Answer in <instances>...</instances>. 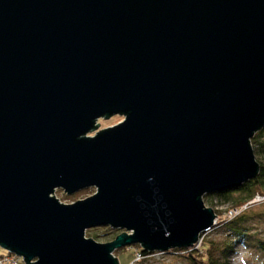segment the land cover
<instances>
[{
	"label": "water",
	"instance_id": "95a60500",
	"mask_svg": "<svg viewBox=\"0 0 264 264\" xmlns=\"http://www.w3.org/2000/svg\"><path fill=\"white\" fill-rule=\"evenodd\" d=\"M263 128L264 0H0V248L25 264L192 249Z\"/></svg>",
	"mask_w": 264,
	"mask_h": 264
},
{
	"label": "rangeland",
	"instance_id": "374dc122",
	"mask_svg": "<svg viewBox=\"0 0 264 264\" xmlns=\"http://www.w3.org/2000/svg\"><path fill=\"white\" fill-rule=\"evenodd\" d=\"M124 121V117L121 116H113L109 119L101 118L96 122V129L93 131L89 137L95 136L100 131L106 130L108 128L117 126L118 124ZM264 141V140H263ZM255 158L263 159L264 158V147ZM95 194L94 189H88L85 191H81L73 196H67L63 191L57 190L54 193V197L63 205H72L78 201H83ZM231 198L228 202H219L218 200L214 199H205V206L207 208L213 209L215 212L217 219L215 221V225L213 228L201 235V239L198 242L199 246L201 240L203 241H213L214 243H221L225 241L227 238V228L225 226L217 225V220L220 218L219 222L221 224L227 223L228 212L231 210L230 204L232 202ZM247 222H245V228L247 230L248 236L251 237L249 244L243 245L238 244L235 248L233 255L229 260V264H264V256L258 249V242H264V204H255L249 210ZM217 212V213H216ZM219 216V217H218ZM108 227L104 228H96L86 231V238L92 239L99 244H105L111 242L114 234H121V231H114ZM111 233V234H110ZM116 234V235H117ZM252 244V245H251ZM198 246V247H199ZM197 248H192L198 250ZM6 253L5 251L0 248V256H4ZM114 256L118 259L119 264H130L133 262L134 259V249L133 248H124L122 250L117 251ZM142 264H189L188 261L183 259L182 257L176 255H162L157 254L153 255L150 258L143 261Z\"/></svg>",
	"mask_w": 264,
	"mask_h": 264
},
{
	"label": "trees",
	"instance_id": "16d2710c",
	"mask_svg": "<svg viewBox=\"0 0 264 264\" xmlns=\"http://www.w3.org/2000/svg\"><path fill=\"white\" fill-rule=\"evenodd\" d=\"M263 140H264V128L258 131L251 139V146L254 155L257 156V154H259V152L262 151L264 147ZM257 162L259 164V172L255 179L248 182L247 184H244L242 187L232 191L215 193L213 195H205L203 197V201L205 202V199L206 200L211 199V201L216 199L219 202L226 203L229 200H231V198H234V196L236 195V198L232 199V202L230 204L231 210H234V209H240L245 204L250 202L255 196L264 197V158L258 159ZM248 210L241 213L239 216L235 217L234 219L228 220V222L224 224H221L219 222L220 218H218L217 225L225 226L228 229L226 235L227 239L225 241L221 243H214L211 240L209 241L201 240L198 250L174 249L162 255H166V254L176 255L188 261L189 264H229V260L233 255L236 246L238 244L240 245L249 244L251 240V237L248 236L247 230L245 228V222H247L248 217L250 216L248 214L249 212ZM113 232L111 231V233ZM116 234H114L113 239H115L118 236V234L117 235ZM257 244H258L257 246L258 249L264 256V242L259 241ZM133 249H134V256L136 253L140 252L144 257V260L150 258L153 255H157V253H149L142 251L138 246L133 247Z\"/></svg>",
	"mask_w": 264,
	"mask_h": 264
},
{
	"label": "built area",
	"instance_id": "2783aa9c",
	"mask_svg": "<svg viewBox=\"0 0 264 264\" xmlns=\"http://www.w3.org/2000/svg\"><path fill=\"white\" fill-rule=\"evenodd\" d=\"M263 203H264V197L255 196L250 202L245 204L240 209L230 210L228 212V218H229V220L234 219L235 217L239 216L241 213L247 211L253 205L263 204ZM198 246H199V243H197L194 246V248H197ZM143 261H144V257L139 252V253L135 254L133 262H131L130 264H142ZM0 264H25V262L21 258H18L14 255L7 254L5 256L0 257Z\"/></svg>",
	"mask_w": 264,
	"mask_h": 264
}]
</instances>
